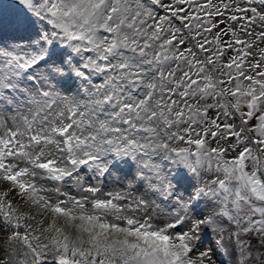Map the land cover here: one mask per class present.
<instances>
[{"label": "snow or ice", "instance_id": "snow-or-ice-1", "mask_svg": "<svg viewBox=\"0 0 264 264\" xmlns=\"http://www.w3.org/2000/svg\"><path fill=\"white\" fill-rule=\"evenodd\" d=\"M0 264H264V0H0Z\"/></svg>", "mask_w": 264, "mask_h": 264}]
</instances>
